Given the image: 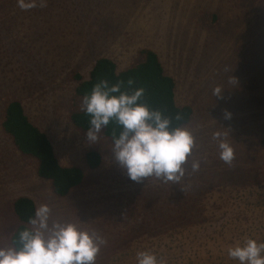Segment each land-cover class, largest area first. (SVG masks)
<instances>
[{"label": "rangeland", "instance_id": "obj_1", "mask_svg": "<svg viewBox=\"0 0 264 264\" xmlns=\"http://www.w3.org/2000/svg\"><path fill=\"white\" fill-rule=\"evenodd\" d=\"M144 48L174 77L176 103L193 109L185 125L196 143L179 184L133 181L115 161L113 142L101 131L89 143L70 117L82 104L77 73L87 79L100 57L122 71L144 58ZM14 99L60 162L82 168L83 181L68 195L55 194L37 160L4 131ZM217 131L234 147L231 165L219 158ZM263 137L264 0H46L29 10L0 0V247L12 244L14 201L27 195L37 207L47 203L52 219L104 237L95 264H137L140 250L168 264H238L229 247L264 242ZM89 150L102 156L97 168L86 161Z\"/></svg>", "mask_w": 264, "mask_h": 264}, {"label": "clouds", "instance_id": "obj_2", "mask_svg": "<svg viewBox=\"0 0 264 264\" xmlns=\"http://www.w3.org/2000/svg\"><path fill=\"white\" fill-rule=\"evenodd\" d=\"M17 3L21 10L37 7L38 3L40 7L46 6V0H17ZM132 83L128 81L129 85ZM122 84L100 80L83 97L81 110L90 117L88 142L95 143L98 134L115 121L121 131L113 135L111 151L130 179L140 182L154 176L165 183L179 184L195 147L194 131L181 122L180 114L165 115L142 102L143 87L122 91ZM221 92L220 87L214 89L216 96ZM213 139L217 141L219 158L231 165L235 159L233 145L219 131L213 133ZM200 167L201 160H193L192 171ZM105 243L102 235L77 222L52 219L50 206L43 203L13 237L12 244L0 247V264H95ZM227 254L238 264H264V242L245 238L229 247ZM136 262L168 264L151 250L138 251Z\"/></svg>", "mask_w": 264, "mask_h": 264}, {"label": "trees", "instance_id": "obj_3", "mask_svg": "<svg viewBox=\"0 0 264 264\" xmlns=\"http://www.w3.org/2000/svg\"><path fill=\"white\" fill-rule=\"evenodd\" d=\"M141 53L144 55L143 59L122 71L117 70V65L111 58H98L87 79H83L80 73L75 75L78 82L75 89L77 98L82 102L85 94L89 93L100 80H108L110 84L123 82L122 91H133L143 87L145 93L142 102L153 109L162 110L165 115L174 117L180 114L183 118L181 122L187 124L191 120L193 109L190 105L176 103L174 77L165 73L159 56L154 50L144 48ZM130 80L133 82L131 85L128 84ZM70 117L77 128L87 132L90 117L81 110V106L75 108ZM2 127L12 137L19 151L37 160V174L50 180L55 194L66 196L73 188L81 184L84 179L82 168L63 165L60 162L51 139L31 121L20 100L14 99L7 104ZM120 131L121 126L111 121L102 133L113 142V135H119ZM262 145L264 147V137ZM85 157L91 168H97L102 162V156L97 150L87 151ZM36 207L35 200L30 196L22 195L14 201L18 223L12 233L11 242L17 232L28 224L29 217L34 216Z\"/></svg>", "mask_w": 264, "mask_h": 264}, {"label": "crops", "instance_id": "obj_4", "mask_svg": "<svg viewBox=\"0 0 264 264\" xmlns=\"http://www.w3.org/2000/svg\"><path fill=\"white\" fill-rule=\"evenodd\" d=\"M27 196V195H26ZM31 197V196H30ZM33 198V197H32ZM34 199V198H33ZM35 200V199H34ZM35 202H36V200H35ZM36 205H37V202H36Z\"/></svg>", "mask_w": 264, "mask_h": 264}]
</instances>
